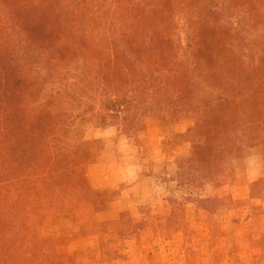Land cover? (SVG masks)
Masks as SVG:
<instances>
[{
	"label": "rangeland",
	"instance_id": "obj_1",
	"mask_svg": "<svg viewBox=\"0 0 264 264\" xmlns=\"http://www.w3.org/2000/svg\"><path fill=\"white\" fill-rule=\"evenodd\" d=\"M40 1L0 0V53L7 50L19 57L27 53L28 42L19 47L28 35L24 16ZM60 1L74 2L70 9L83 5L76 13L87 20L102 12L109 14V10L121 20L128 6L144 5L143 0ZM149 1L158 14L171 12L172 42L179 45L176 61H182L190 54L185 51L189 18L197 15L199 8L214 7L216 0ZM227 3L237 6L228 27L233 32L245 31L251 37L248 46L255 47V53H264V0L222 2L224 7ZM187 4L192 6L190 10ZM245 18L251 21L249 27L243 24ZM134 23L126 18L124 25L114 29L115 36L108 32L107 45L102 28L89 31L98 38L95 44L105 43L104 52L109 56L115 50V37L133 32L134 28L128 27ZM246 55L249 58L250 54ZM258 55L252 56L250 63L264 80V62ZM39 62V72L46 75L44 60ZM65 70L58 72L66 78L74 72L73 68L69 73ZM24 71L36 74L28 67ZM53 74L57 87L60 74L51 69L48 75ZM148 100L153 110L151 116L136 123L138 132L127 130L129 126L121 119L107 126L111 120L103 123L88 113L74 120L82 110L67 114V121L74 122L68 139L92 143L82 156L72 159L75 177L81 189L91 194L92 205L65 191L57 190L54 196L35 171L24 185L19 181L2 184L12 177L0 178L2 195L15 209L22 207L6 229L5 240L11 245L0 247V264H264V147L250 148L253 143L245 137L237 146L241 150H195L187 136L195 119L182 109L162 108L152 95ZM45 101L47 104L48 98L40 95L39 103ZM94 106V112L101 113V106ZM255 107L257 113H252L239 101L236 111L245 122L253 117L263 122L264 94ZM222 157L228 161L221 167L214 162ZM179 168L182 177L177 180ZM57 185H51L53 191L60 188Z\"/></svg>",
	"mask_w": 264,
	"mask_h": 264
},
{
	"label": "trees",
	"instance_id": "obj_2",
	"mask_svg": "<svg viewBox=\"0 0 264 264\" xmlns=\"http://www.w3.org/2000/svg\"><path fill=\"white\" fill-rule=\"evenodd\" d=\"M222 2L216 0L212 8H199L197 15L189 18L185 51L190 54L182 61H176L179 45L172 42L171 12L158 14L149 0H143V9L128 6L121 20L110 10L109 14L102 12L100 17L87 20V16L76 13L83 5H72L70 9L74 2L59 0H43L27 8L24 19L28 35L19 44L24 48L28 42L27 53L20 57L7 50L0 53V178L12 177L2 184L19 181L24 185L35 171L43 176L41 182L54 196L57 190L65 191L92 205L91 194L81 189L75 177L77 170L72 160L82 156L92 143L68 139L74 122L67 121V114L82 110L74 120L88 113L103 123L111 120L107 126L121 119L129 126L127 130L138 132L136 123L151 116V95L162 108H179L195 119L187 132L195 150H241L237 146L245 137L253 143L250 148L264 147V121L253 117L245 122L236 111L241 101L254 113L256 100L264 94V80L250 63V58L258 54L260 62H264V53H255V47L248 46L251 37L245 31L233 32L228 27L237 6L227 3L224 7ZM191 7L187 4V9ZM126 18L135 20V26L128 27L134 31L119 33L114 53L107 56L104 49L108 32L115 36L114 29L124 25ZM244 20L249 27L250 19ZM97 27L102 28L106 45L94 43L98 38L92 37L89 29L95 32ZM40 59L48 70L46 75L39 72ZM26 67L36 74L25 73ZM256 67L262 70L259 64ZM71 68L74 72L67 78L58 72L66 69L69 73ZM51 69L60 74L57 87L55 75H48ZM40 95L48 98L47 104L39 103ZM96 104L101 106L99 114L94 112ZM227 161L222 157L214 163L222 167ZM180 177L181 168L177 180ZM53 183L61 189L53 191ZM21 209H15L0 192V247L11 245L9 239L5 240L6 229Z\"/></svg>",
	"mask_w": 264,
	"mask_h": 264
}]
</instances>
